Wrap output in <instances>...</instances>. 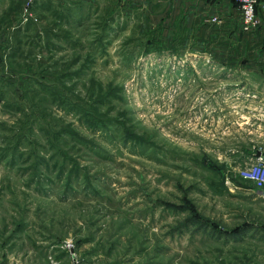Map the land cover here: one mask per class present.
I'll return each instance as SVG.
<instances>
[{
	"label": "rangeland",
	"instance_id": "rangeland-1",
	"mask_svg": "<svg viewBox=\"0 0 264 264\" xmlns=\"http://www.w3.org/2000/svg\"><path fill=\"white\" fill-rule=\"evenodd\" d=\"M241 18L236 0H0V264H264L240 176L264 84L198 62L256 57Z\"/></svg>",
	"mask_w": 264,
	"mask_h": 264
},
{
	"label": "crops",
	"instance_id": "crops-1",
	"mask_svg": "<svg viewBox=\"0 0 264 264\" xmlns=\"http://www.w3.org/2000/svg\"><path fill=\"white\" fill-rule=\"evenodd\" d=\"M261 19H262V25L258 28L259 30L257 31H246V32H253V36L254 39L256 40L257 43H255L254 45H252V47L246 52L248 54H250V57H252L253 53H256V57H252L248 59H236L234 57H236L235 52L229 54L228 52L225 51H221L219 53V51H215V52H209L212 55H217L218 53L222 55L223 58L225 59H218V60H205V61H198L199 64H204L205 66H202L204 68H212V65H214V67H217L218 70L216 71H204V75L208 76V77H213L214 74L216 73H220L221 72H225V74L227 73V76H229V70L232 71L233 75L232 77H234V71L236 70V68L239 69H244L243 71L245 72V76L243 77H237V82H241V80H248L250 82L253 83H258V84H264V40L263 36H264V12H262L261 14ZM235 50V48L233 49V51ZM230 58V59H229ZM207 64H210L207 65ZM234 79V78H232ZM235 82V80H234ZM216 90V89H214ZM213 95V92H211ZM263 93V92H262ZM244 160H245V167L251 165L252 163L255 162V155L252 152H248L245 156H244ZM242 168H240L241 170Z\"/></svg>",
	"mask_w": 264,
	"mask_h": 264
},
{
	"label": "built area",
	"instance_id": "built-area-1",
	"mask_svg": "<svg viewBox=\"0 0 264 264\" xmlns=\"http://www.w3.org/2000/svg\"><path fill=\"white\" fill-rule=\"evenodd\" d=\"M32 1V0H31ZM241 13L245 31H254L262 25L261 14L264 12V0H236ZM214 21L220 20L214 16ZM264 149L255 153V162L240 170L241 178L254 184L258 197L264 198ZM260 153V154H258Z\"/></svg>",
	"mask_w": 264,
	"mask_h": 264
},
{
	"label": "water",
	"instance_id": "water-1",
	"mask_svg": "<svg viewBox=\"0 0 264 264\" xmlns=\"http://www.w3.org/2000/svg\"><path fill=\"white\" fill-rule=\"evenodd\" d=\"M258 154H260V153H258ZM263 155H264V152H263Z\"/></svg>",
	"mask_w": 264,
	"mask_h": 264
}]
</instances>
